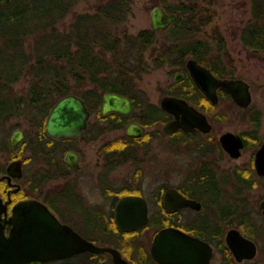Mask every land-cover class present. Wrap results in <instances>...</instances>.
<instances>
[{"label": "flooded vegetation", "instance_id": "flooded-vegetation-1", "mask_svg": "<svg viewBox=\"0 0 264 264\" xmlns=\"http://www.w3.org/2000/svg\"><path fill=\"white\" fill-rule=\"evenodd\" d=\"M188 58L185 59L184 68L173 73L172 80L168 82L159 103L144 97L147 103L156 105L164 111L162 118H157L152 123H146L139 119L138 116L142 112H139L140 108L135 106L133 97L129 95L132 98L133 108L128 113L110 111L102 114L101 102L100 113L97 116L102 124L94 132L88 133L90 125L88 118L86 128L79 135L52 137L46 133L49 136L46 144L40 143L36 139V145L33 147L36 151L35 162L40 163V166L44 167L45 170L38 168L33 172L31 181L36 182L40 187L49 180L67 178L72 171L76 172L81 168L82 153L80 149H77L76 144H73L75 139L82 138L86 134H88L87 137L97 139L101 138V132L106 130L123 129V133L107 139L103 138L98 145L96 155L100 161H97V170L93 176L95 178L93 188L95 192H78L74 183L67 184L68 182H65L53 195L54 197L52 196L53 198L39 199L47 203L51 210L58 214L55 204L58 198H62L66 211V214L62 213V217L65 216L63 221L69 223L74 229L76 228L71 224V220L75 216L82 223H95L93 229L94 236L99 238L97 240L76 230L98 244L117 248L122 256L135 264H167L158 262L151 254L153 238L164 227L177 228L207 244L209 256L205 264H251L253 257L238 259L234 255L228 246L226 236L230 228H236L243 235L256 242L252 236L243 231L239 223L243 222L245 217L255 220L257 226L260 221L264 220V204L262 205L264 193L259 196V201L257 199L255 203L249 200V190L255 188L259 184V178L264 176V173L258 172L255 161L256 152L264 142V131H262L264 109L261 107V103L253 100L252 84L244 78L250 91V100L247 104L237 103L231 94L221 87L216 89L218 100L213 102L211 97L196 85L190 75L186 66ZM212 72L217 77H238L232 74L218 75L213 70ZM164 95H176L185 98L205 114L206 120L210 123L209 130L204 131L199 127L188 129L178 126L173 130L164 131L163 125L175 117L173 113L162 107L161 99ZM221 99L229 101L219 109L218 105ZM87 107L91 115L93 110L88 105ZM100 114L104 117H100ZM106 115L110 117H105ZM116 115L123 116L124 122L122 124L121 122L117 123ZM227 116L237 121V128L227 129L219 134L214 132L216 123L225 120ZM132 122L143 126V131L140 134L133 135L126 132V126ZM156 124L160 126L148 130V127H154ZM228 131L238 136L237 138L241 141L238 156L231 155L220 139L221 134ZM26 135L25 132L24 139ZM156 136H166L167 140L160 141ZM22 141L12 149L8 140V147L15 151L21 147ZM154 145L157 147L155 153L152 150ZM165 148H169L173 154L174 164L182 163V165L177 164L171 168L174 170L171 172L174 180H167L170 174L166 172L164 165H156V169L150 172L145 170L143 164L149 160L150 155L152 156L151 159L154 156H160L163 159ZM68 151L75 153V155L69 156V160L66 159ZM245 153L247 154L245 161L232 165H222L224 160L240 158ZM16 158L22 159V175L10 176L8 179L5 176L7 174L6 167L11 160ZM25 158L30 159L28 156ZM25 158L13 154L7 165L4 168L0 167V196L3 200H8L7 215L11 213V206L16 201L23 199L14 200V194L24 187L20 180L24 177L23 164ZM70 160L76 164L75 167L70 163ZM125 163L133 164V170L126 180L117 182L114 172ZM154 163H159V161ZM235 170L250 173L254 179V184L248 186L247 191L239 193L241 198L234 197L233 191L238 185L225 180L229 177V173ZM40 173H45L46 180L43 184H40L36 177ZM169 188H174L185 198L192 199L193 205L179 204L180 199L177 196L173 201L166 203L165 195ZM229 189H232V192ZM49 190L53 189L47 188V191ZM33 191L37 192V190ZM126 194L141 196L146 205L147 223L131 230L121 229L116 223L117 201ZM28 197L35 196L27 194L24 198ZM128 212H130L127 214L129 219L136 220L140 216L141 207L132 205ZM2 215H4L3 212ZM8 225L6 224V227ZM90 226L92 227V225ZM256 245L258 248L257 242ZM99 253L105 254L112 260L109 252Z\"/></svg>", "mask_w": 264, "mask_h": 264}, {"label": "trees", "instance_id": "trees-1", "mask_svg": "<svg viewBox=\"0 0 264 264\" xmlns=\"http://www.w3.org/2000/svg\"><path fill=\"white\" fill-rule=\"evenodd\" d=\"M78 1L0 2V138L3 148L8 144L6 123L22 115L36 126L38 142L46 144L49 139L44 129L46 116L55 101L69 92L83 97L97 114L105 91L127 94L142 112L138 118L152 123L162 118L164 111L144 99L138 82L145 73L166 65L172 67L170 72L174 73L184 68L185 59L192 56L218 75H231L232 70L227 68L220 51L224 48L222 37H214L217 51H213L209 39L197 35L212 21L208 7L214 0H165L162 6L166 11L175 12L176 18L169 27L160 29L165 35L159 43V30L144 27L130 32L124 27L132 12L133 0H101L93 11L74 12ZM250 8V17L239 29V39L258 53L264 51V0H250ZM70 12L71 21L65 29H60L58 22ZM27 38L30 39L28 49ZM24 76L28 81L26 90L16 93L13 86ZM116 116L117 123L122 124L123 116ZM100 117L104 116L100 114ZM36 177L40 184L46 180L45 173ZM225 180L238 185L233 191L236 198H241L239 193L254 184L250 173L239 170L229 173ZM28 190L40 191V187L30 180ZM27 194L24 186L14 194V200ZM239 224L246 234L264 246V220L257 226L255 220L245 217ZM90 238L99 239L94 235ZM78 257L82 264H116L105 254L91 251L30 264H71Z\"/></svg>", "mask_w": 264, "mask_h": 264}, {"label": "water", "instance_id": "water-1", "mask_svg": "<svg viewBox=\"0 0 264 264\" xmlns=\"http://www.w3.org/2000/svg\"><path fill=\"white\" fill-rule=\"evenodd\" d=\"M10 0H0L7 3ZM176 13L166 11L162 5H155L150 11V27L154 30L166 29L175 20ZM186 66L196 85L213 102L218 100L216 89L221 87L228 91L232 98L241 104L250 100L248 83L240 77H217L205 64L194 57H189ZM161 105L174 118L163 125L164 131H170L178 126L188 129L199 127L207 131L210 123L203 112L195 108L185 98L176 95H164ZM132 98L116 91H105L101 106V113L110 111L128 113L132 110ZM90 111L83 97L69 92L58 98L52 105L46 121L45 130L49 136L64 137L79 135L87 126ZM143 126L132 122L126 126L128 134L138 135ZM25 137V131L17 127L11 133L10 148H15ZM232 132H224L220 139L231 155L238 156L241 141ZM75 155L68 151L66 159ZM256 166L258 172L264 173V142L256 152ZM75 167V163L70 160ZM7 178L22 175V159L11 160L7 167ZM180 199L179 204L193 205V200L185 198L174 188L166 191L165 201ZM141 203V205H140ZM8 200L0 196V264H30L44 263L63 259L74 254L91 251L95 253L109 252L112 260L117 264H135L127 260L120 251L110 245H102L87 238L69 223L62 221L51 208L39 198L28 197L16 201L11 206V213L7 215ZM264 204V200L262 205ZM132 205L141 207L140 216L130 220L128 209ZM2 212L4 215H2ZM116 223L121 229L131 230L147 223L146 205L141 196L126 194L119 198L116 204ZM6 224H9L6 227ZM228 246L239 259L252 258L256 255V242L243 235L236 228H230L226 236ZM201 240L177 228H161L154 236L151 244V254L155 260L167 264H205L209 253ZM205 253V254H203Z\"/></svg>", "mask_w": 264, "mask_h": 264}, {"label": "rangeland", "instance_id": "rangeland-1", "mask_svg": "<svg viewBox=\"0 0 264 264\" xmlns=\"http://www.w3.org/2000/svg\"><path fill=\"white\" fill-rule=\"evenodd\" d=\"M101 0H80L76 3L73 10L75 11H93L96 8V5ZM159 3L155 4L154 0H133L131 4L132 12L129 15L128 19L125 22L124 27L127 28L130 32H136L137 30L150 27V11L155 5H163L165 0H158ZM209 11L212 13V21L210 24L205 26L197 35L203 36L204 38L209 39L213 51H217V45L214 42V37L221 36L224 43V48H222L221 54L223 61L227 65L228 69H231L232 75L242 77L245 80H248L252 84L254 92V101L261 103V107L264 109V51L254 53L253 50L244 44H242L239 39V29L245 24L246 20L251 15L250 0H214L212 6H209ZM72 18V12H70L65 18L58 22V27L60 29H65ZM165 32L158 31V43L163 39ZM27 49L29 48L30 39L27 38L25 41ZM170 66H163L161 68L152 70L143 75V77L138 82V87L143 93L144 97L146 96L152 102L159 103L161 96L164 94V91L167 88L168 82L172 80L173 73L170 72ZM27 77H21V79L14 84V90L16 93L24 92L28 85ZM229 100L221 99L219 102V109L226 104ZM89 132H94L95 129H98L99 125L102 124L101 120L97 116V113L92 111L89 117ZM237 121L231 119L230 116H227L225 120L216 123L214 132L221 133L227 129L237 128ZM160 125L156 124L154 127H148V130L156 129ZM15 127H21L27 133L26 142L18 150L12 151L7 144V147L3 148L2 140L0 138V167H5L7 163L11 160L13 154H17L20 157H30V159L25 158L24 167V177L20 180L24 184L27 193L30 196H35L37 198H53L57 190H59L63 183L68 182L67 184L74 183L75 188L78 192L92 193L95 192L94 182L95 178L94 172L97 170L98 162L100 159L96 155V150L98 145L102 142V139L109 138L113 135H118L123 133V129H111L106 130L102 133L100 138H90L86 134L84 137L75 139L73 144H76L77 149H80L82 153L81 159V168L69 174L67 178H56L49 180V182L40 186V191L34 192L29 191L28 186L30 180L33 176V172L36 170H45L44 167L40 166V163L35 162V153L36 151L33 147L36 145V126L31 124L27 118L22 116H14L6 123V130L8 132L7 143L11 131ZM262 131H264V126H262ZM158 140L165 141L167 140L166 136H156ZM157 147L154 145L152 150L156 151ZM153 153V155H154ZM150 158L147 162L143 163L145 170L151 172V170L156 169L155 166L164 165L167 173L170 174L169 179L174 180L173 172L174 165L182 163L173 162V154L170 152L169 148H165L164 157L154 156ZM162 159V160H160ZM247 159V154L245 153L242 157L236 159H226L222 162V165H232L234 163H241ZM159 161V163H154ZM133 170V164L125 163L118 167L114 172V177L117 182H121L127 179L129 173ZM150 180V179H149ZM47 188L53 190L47 191ZM232 192V189H229ZM264 193V176L259 178V184L249 190V200L250 202H256L259 196ZM53 196V197H52ZM55 209L58 212L57 216L63 221L65 218L62 217V213L66 214L64 210V204L62 203V198H58L55 204ZM76 217V216H75ZM75 217L71 220V224L79 231L83 232L90 237L94 235V224L95 223H82L78 221ZM92 225V227L90 226ZM258 244L256 255L251 259V262L260 261L264 264V246L261 241L256 240ZM81 258H75L71 264H82ZM50 264H55L51 262Z\"/></svg>", "mask_w": 264, "mask_h": 264}]
</instances>
